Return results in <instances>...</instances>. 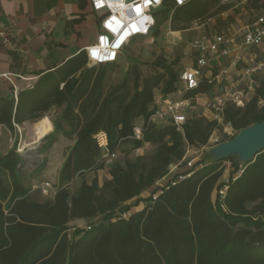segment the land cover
I'll list each match as a JSON object with an SVG mask.
<instances>
[{"label": "trees", "instance_id": "trees-1", "mask_svg": "<svg viewBox=\"0 0 264 264\" xmlns=\"http://www.w3.org/2000/svg\"><path fill=\"white\" fill-rule=\"evenodd\" d=\"M251 1L257 9L264 8V0ZM230 7L222 0H188L181 6L168 0L155 11L151 34L158 37L167 27L186 30L194 21ZM179 61L161 57L155 62L161 70L147 76L133 65L118 85L107 89L105 65L89 66L86 53H79L41 72L17 97L14 91L0 95V126L14 132L16 125L58 106L70 129L56 119L55 131L76 135L60 168L58 189L45 202L31 198L16 146L0 154V264H264V149L245 163L236 161V155L198 161L158 184L171 165L185 159L188 145L208 144L219 127L217 119L204 116H187L180 126L171 119L151 120L159 109L155 90L166 96L181 87L184 68L175 67ZM213 85L203 77L185 98L213 93ZM140 118L142 134L136 138ZM222 118L238 132L264 121V76L243 106L227 101ZM54 133L42 151L50 148ZM100 133L106 135L110 150L129 142L133 150L147 143L156 150L148 158L138 155L114 165L111 178L101 186L97 179L84 178L105 165L98 162L103 152ZM226 160L233 164L223 179ZM77 176L82 181L72 192L69 185ZM147 190L151 193L142 198ZM140 201L147 204L128 216L118 213L123 203L129 202L131 209ZM98 216L103 221L87 228L71 225Z\"/></svg>", "mask_w": 264, "mask_h": 264}, {"label": "rangeland", "instance_id": "rangeland-1", "mask_svg": "<svg viewBox=\"0 0 264 264\" xmlns=\"http://www.w3.org/2000/svg\"><path fill=\"white\" fill-rule=\"evenodd\" d=\"M222 3H228L231 7L218 15L204 17L201 20L194 21L186 30H171V28H162L158 37L152 34L148 36L137 37L128 47L125 48L118 61L113 64L105 65L106 68V85L111 89L118 85L125 77L128 69L137 65L142 76H147L161 70L155 63L159 58L164 57L167 62L179 59L175 65L177 69L184 68L188 62L190 64L194 52L192 46L194 40L204 34L224 33L229 34L238 31L243 33L246 27L253 22L257 15L264 14V8L257 9L251 0H222ZM226 66L229 63L225 64ZM218 68V67H217ZM220 68V67H219ZM230 74V73H229ZM264 76V73L256 74V78ZM244 90V89H243ZM225 86H218L213 94L225 93ZM237 91V90H236ZM157 95H163L160 89H156ZM160 109V108H159ZM186 116H204L210 120L216 119L215 116L219 111L208 103H196L194 107L187 108ZM63 107L53 106L36 120L25 121L16 125L14 132L6 126H0V154L6 153L14 145L16 150L22 155L23 160L20 163V170L25 184L30 189L32 199L45 202L52 199L59 186V171L68 154L69 148L74 144L76 135H67L61 131H55L56 119L61 120L66 129L69 125L62 119ZM219 121V127L213 131L208 144L203 146L188 145L186 156L183 161L170 166V171L160 183L166 182L172 178L175 173L189 168L188 163L192 166L198 162H209L214 159L213 149L220 143L230 140L238 131L234 130L229 124ZM167 122V121H166ZM162 121V123H166ZM144 120L142 118L136 121V128H142ZM161 123V122H160ZM55 132V133H54ZM54 133L55 138L50 148L42 151V145L48 140L50 134ZM102 134H99V138ZM105 137V136H103ZM156 150V145L147 143L139 149H132V144L125 143L120 146L117 156L98 171L92 170L85 174L84 178L88 182L94 179L102 186L104 182L111 178L110 169L116 164H125L128 160H135L138 155L150 157ZM240 156L236 154V161H240ZM233 160H226V170L223 179H227L232 170ZM176 166V167H175ZM191 166V167H192ZM240 174L238 171L235 176ZM82 181L81 177H75L70 182V190L75 192ZM49 183V185H47ZM225 190V187L219 191ZM151 193V190L145 192V196ZM217 191L214 193L216 196ZM136 202V198L130 201ZM129 202L123 203L118 209V213L128 216L133 210L141 209L147 204L142 201L138 205L128 209ZM103 221L102 216L92 219H77L71 222V225L87 228L89 225L98 224Z\"/></svg>", "mask_w": 264, "mask_h": 264}, {"label": "crops", "instance_id": "crops-1", "mask_svg": "<svg viewBox=\"0 0 264 264\" xmlns=\"http://www.w3.org/2000/svg\"><path fill=\"white\" fill-rule=\"evenodd\" d=\"M99 21L89 0H0V95L14 91L17 97L20 90L34 85L41 72L53 70L79 53L85 54V48L95 42L100 31ZM196 55L194 49L185 67L194 65ZM249 66V51L237 48L212 60L204 78L213 82V92L222 85L231 92L247 90L252 80L246 73ZM253 77L255 81L259 79ZM179 89L166 96L155 93L157 107L161 109L164 100L173 99L183 102L181 109L185 113L194 104L210 103L223 94L199 93L185 98L186 92ZM147 191L142 198H146Z\"/></svg>", "mask_w": 264, "mask_h": 264}, {"label": "built area", "instance_id": "built-area-1", "mask_svg": "<svg viewBox=\"0 0 264 264\" xmlns=\"http://www.w3.org/2000/svg\"><path fill=\"white\" fill-rule=\"evenodd\" d=\"M166 1L168 0H89L92 10L99 14L100 31L95 42L85 48L88 65L116 63L125 48L133 40L151 34L156 22L155 11L162 7ZM170 1L176 6H181L188 0ZM192 46L197 51L196 60L194 65L185 67L180 74L182 87H180L179 92L182 93L199 87L202 78L205 76V70L210 66L212 60L229 55L231 51L237 48L249 51L251 66L246 69V73L252 77V80L248 89L225 92L209 103V106L211 105L219 111L215 118L220 120L226 102L230 100L239 106H243L249 93L254 89L256 81L253 76L264 72V14L258 15L243 33L239 34L238 31H235L229 34H204L194 40ZM182 104V101L164 100L165 106L158 109L152 115L151 120L165 122L171 119L175 124L182 125L187 117L181 109ZM100 134H102V138H99V134L97 138L103 152L98 162L106 164L117 156L118 150L108 149L107 140L103 138L106 135ZM141 134L142 128H136L134 137L140 138ZM188 165L191 167L192 162H189ZM164 177L159 181V185L164 184L163 182L160 183ZM183 177L180 175L179 179ZM226 189L227 186L221 192L224 193Z\"/></svg>", "mask_w": 264, "mask_h": 264}, {"label": "water", "instance_id": "water-1", "mask_svg": "<svg viewBox=\"0 0 264 264\" xmlns=\"http://www.w3.org/2000/svg\"><path fill=\"white\" fill-rule=\"evenodd\" d=\"M264 149V121L241 129L233 138L218 144L214 159L238 154L242 163L253 159Z\"/></svg>", "mask_w": 264, "mask_h": 264}, {"label": "snow or ice", "instance_id": "snow-or-ice-1", "mask_svg": "<svg viewBox=\"0 0 264 264\" xmlns=\"http://www.w3.org/2000/svg\"><path fill=\"white\" fill-rule=\"evenodd\" d=\"M137 11H139V8H137Z\"/></svg>", "mask_w": 264, "mask_h": 264}]
</instances>
